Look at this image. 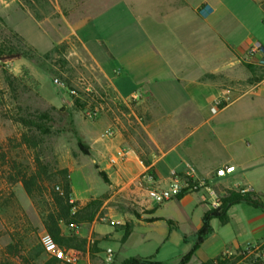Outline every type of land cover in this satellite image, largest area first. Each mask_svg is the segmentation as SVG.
<instances>
[{
	"label": "crops",
	"instance_id": "obj_1",
	"mask_svg": "<svg viewBox=\"0 0 264 264\" xmlns=\"http://www.w3.org/2000/svg\"><path fill=\"white\" fill-rule=\"evenodd\" d=\"M204 7L206 17L200 13ZM33 27L39 35L34 40L15 30L39 53L51 52L56 41L39 24ZM75 34L99 70L110 100H126L141 91L138 104L147 121L138 123L132 111L84 123L83 139L92 163L109 180L108 195L102 197L94 220L73 233L96 243L99 256L104 242H120L118 264L133 257L180 264L195 246L193 237L213 209L212 199L196 193L156 205L135 180L151 169L167 187L173 171L190 172L213 187L264 195V79L256 82L247 67L258 66L260 56L246 60L251 48L264 49V0L241 5L221 0H124ZM226 95L234 101L213 114V101ZM139 126L151 145L149 154L136 142ZM111 127L116 136L102 140L100 132ZM123 149L132 151L128 160L111 164ZM225 167L235 170L217 177ZM90 194L88 190L86 198L73 200L78 208L89 203ZM211 226L212 234L188 264L264 243V210L249 204L232 206L227 224L214 219ZM63 231L71 230L63 226Z\"/></svg>",
	"mask_w": 264,
	"mask_h": 264
},
{
	"label": "rangeland",
	"instance_id": "obj_2",
	"mask_svg": "<svg viewBox=\"0 0 264 264\" xmlns=\"http://www.w3.org/2000/svg\"><path fill=\"white\" fill-rule=\"evenodd\" d=\"M119 1L124 0H0V17L9 28L15 32L18 28L34 40L39 36L33 27L37 23L56 41L51 52L41 54L25 40L27 44H21L25 56L6 67L8 73L15 77L12 85L6 79L5 69L0 68V261L5 259L4 252L12 243L20 245L28 264H42L54 258L46 248L48 238L42 216L22 184L11 180L20 168L34 169L35 151L20 144L22 134L28 132L39 140L36 152L51 171H69L73 200L86 198L89 190V202L101 201L108 195V185L90 155L84 154L80 148L83 144L89 149L83 139L84 123H95L104 114L128 115L132 111L139 118L135 119L138 123L145 125L147 121L142 117L143 109L136 102L126 105L111 100L105 113L98 118L90 119L86 114L89 106L105 104L108 100L103 99L112 97L102 87L100 72L82 48L75 32ZM221 1L229 5L249 3V0ZM2 30L4 28L0 26ZM258 63V67L263 66ZM56 81L61 84H56ZM226 97L231 98V103L234 101L229 95L217 99L224 100ZM20 118L35 125L44 123L49 132L27 129L19 121ZM139 129L136 142L149 154L151 145L141 126ZM106 130L100 132L101 139ZM146 154L142 160L148 164ZM214 189L222 197L226 195L223 186ZM200 194H206L211 199L206 191ZM262 201L264 203V199ZM101 247L103 251L99 256L97 244H88L87 251L82 252L81 264L119 263L117 253L120 242H104ZM108 248L113 249L117 258L113 263L106 262ZM13 262L23 264L20 259Z\"/></svg>",
	"mask_w": 264,
	"mask_h": 264
},
{
	"label": "trees",
	"instance_id": "obj_3",
	"mask_svg": "<svg viewBox=\"0 0 264 264\" xmlns=\"http://www.w3.org/2000/svg\"><path fill=\"white\" fill-rule=\"evenodd\" d=\"M200 13L202 17H206L208 14L205 7L201 9ZM0 26L4 28V30L0 31V68L5 69L6 79L8 83L12 85V80H15V77L8 73L6 67L8 64L20 60L25 56L24 47H22L21 44L25 46L27 43L20 34L9 28L1 17ZM260 49L264 52L263 48ZM247 67L256 82H260L264 79V65L258 67L255 63H247ZM19 121L27 129L32 130L36 128L42 133L49 132L44 123L35 125L31 121L23 118H20ZM20 144L35 151L33 156L34 169L28 171L20 168L16 172L15 177L11 179L12 182H20L22 184L27 196L33 201L35 207L42 216L43 226L48 237L59 249L63 251L75 249L81 252H86L88 247L87 239L76 236L73 233V230L90 224L94 220L102 202L99 200H93L87 205L78 208L73 201L72 183L69 171L67 169L51 171L48 165L41 159L40 154L36 152L39 148V140L28 132L22 134ZM80 148L84 154L90 155L89 149H87L85 145L80 144ZM100 175L106 182H109L104 172H100ZM241 190H226V195L222 197L221 207L217 209L213 208L205 214L201 229L193 237L195 246L190 253L182 258L180 264H188L196 250L212 234V220L219 219L222 224H227L228 211L232 206L237 204H249L253 207L264 210V203L262 201L264 195H259L254 191L242 193ZM6 202L8 204L9 200ZM63 226L68 227L71 230L70 233L66 234L63 231ZM236 251L239 256L228 258L222 254L203 264H237L245 258V253L242 252V248H238ZM93 252L96 251L93 250ZM4 256L5 259L0 261V264H14V259H20L23 264L28 262L22 255L19 244H10L4 252ZM62 263L63 262L60 259L54 257L42 264ZM120 264L164 263L155 260L153 257H133Z\"/></svg>",
	"mask_w": 264,
	"mask_h": 264
},
{
	"label": "built area",
	"instance_id": "obj_4",
	"mask_svg": "<svg viewBox=\"0 0 264 264\" xmlns=\"http://www.w3.org/2000/svg\"><path fill=\"white\" fill-rule=\"evenodd\" d=\"M206 11L208 9L206 8ZM255 55H259V62L264 65V52L259 47H253L250 49L246 60L251 62L254 61ZM56 84H61L56 81ZM90 91V89H87ZM72 94H75L72 92ZM143 97L141 91L134 92L127 100L117 99L125 104L129 103H139ZM80 98V97H79ZM104 101L108 100L107 103H100L99 105H91L87 108L86 114L90 119H96L103 115L106 109L109 107L111 100L106 98ZM231 104V98L226 97L224 100L215 99L212 103L211 111L213 114L218 113L222 108ZM116 136V129L111 127L102 133L101 137L103 140H110ZM132 151L130 149H123L117 157H112L110 159L111 164H122L128 160V157ZM235 167H225L219 169L216 172L217 177H225L227 174L234 172ZM135 183L138 187L145 191L148 195V199L156 204L163 205L168 201L183 197L186 195L200 193L206 191L209 197L212 199V207L215 209L221 207L222 196L219 194L214 187L209 183L208 180L200 177H196L190 172L179 173L173 171L171 173V180L167 187H163L161 182L157 179L156 174L151 170L147 169L141 176H139ZM248 189H242L241 192H249ZM47 250L57 259H60L64 264H81L82 262V252L70 249L63 251L59 249L51 240L46 245ZM242 252L245 253V258L239 261L237 264H264V243L261 244H249L242 248ZM224 256L231 258L233 256H239L237 251H226L223 253ZM106 262H114V252L112 249H107L106 251Z\"/></svg>",
	"mask_w": 264,
	"mask_h": 264
}]
</instances>
